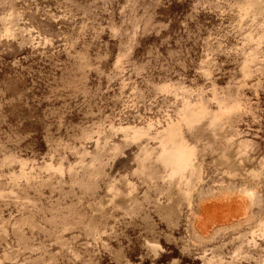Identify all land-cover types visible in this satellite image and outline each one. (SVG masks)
I'll use <instances>...</instances> for the list:
<instances>
[{"label": "rangeland", "instance_id": "obj_1", "mask_svg": "<svg viewBox=\"0 0 264 264\" xmlns=\"http://www.w3.org/2000/svg\"><path fill=\"white\" fill-rule=\"evenodd\" d=\"M0 264H264V0H0Z\"/></svg>", "mask_w": 264, "mask_h": 264}]
</instances>
